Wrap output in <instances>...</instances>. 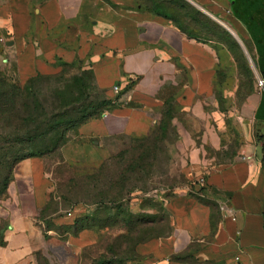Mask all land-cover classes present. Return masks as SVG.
Here are the masks:
<instances>
[{
    "label": "crops",
    "instance_id": "0c3cea01",
    "mask_svg": "<svg viewBox=\"0 0 264 264\" xmlns=\"http://www.w3.org/2000/svg\"><path fill=\"white\" fill-rule=\"evenodd\" d=\"M187 1L204 14L227 18L247 37L264 81V0ZM138 2L8 0L0 9L2 62L14 65L22 85L76 68L105 100L118 101L62 146L66 163H103L114 155L116 139L150 137L168 104L188 110L190 99L194 103L213 90L222 69L216 50ZM248 128L233 162L195 189L165 199L161 214L170 222L169 233L139 244L140 258L129 264H189L174 256L197 242L204 244V257L264 264V98ZM51 186L43 157L17 164L8 196L0 201V264H79L81 251L96 243L92 227L70 236L46 229L47 220L73 226L90 214L88 206H77L64 217L46 216Z\"/></svg>",
    "mask_w": 264,
    "mask_h": 264
},
{
    "label": "rangeland",
    "instance_id": "374dc122",
    "mask_svg": "<svg viewBox=\"0 0 264 264\" xmlns=\"http://www.w3.org/2000/svg\"><path fill=\"white\" fill-rule=\"evenodd\" d=\"M7 3L0 0V9ZM138 5L166 16L190 37L210 43L220 56L222 68L209 96H198L194 103L190 99L188 110V106L168 104L150 137L116 139L114 155L103 163H66L59 146L54 149L56 135L46 136L49 125L45 121L54 113L53 125L70 117L76 122L83 110L105 100V93L76 68L35 84L31 91L34 96L0 97V201L8 196L18 162L31 154L42 155L53 201L45 215L64 217L77 206H88L90 211L86 222L77 226L52 224L50 219L45 222L46 229L61 236L75 234L81 227L98 231L96 243L81 251L79 264H129L137 258L140 240L166 236L170 222L161 214L162 203L202 185L208 174L241 154L256 106L264 98L256 53L227 18L204 14L187 0H139ZM4 46L0 40V94H13V86L22 84L14 65H3ZM10 103L17 108L31 103L37 107L35 119L42 124L40 132L33 133L37 124L15 131L13 126L19 121L1 112L2 104ZM77 125L66 130V141L82 126ZM102 190L111 200L95 205ZM203 246L194 243L176 257L189 264H228L202 256Z\"/></svg>",
    "mask_w": 264,
    "mask_h": 264
},
{
    "label": "trees",
    "instance_id": "16d2710c",
    "mask_svg": "<svg viewBox=\"0 0 264 264\" xmlns=\"http://www.w3.org/2000/svg\"><path fill=\"white\" fill-rule=\"evenodd\" d=\"M65 66H66V68L70 67L68 65H65ZM65 72H67V71H64L63 73H65ZM61 75H63V74H61ZM45 78H48V77L39 75V76H36L34 78H31V79L28 80V83H26L24 86H22V85L13 86V88H14V90H13L14 93L13 94L8 93L7 91H5V92H2L0 94V97H2V98H6V97L10 98L11 97V98L18 99V98L27 97L28 95H29V97H30V95L34 96V94L31 93V91L33 89H35L34 85L37 84V83H40ZM4 84L7 85V83L5 81H4ZM4 104H6V101H4ZM4 104H2L3 108H1L2 109L1 112L3 114L9 115L11 117H16L15 119H17L19 121L17 124H15L16 125L15 127L13 126L15 131H19L23 127H25L24 130H28L27 128L29 126L37 124L35 129H34V131H33V133L37 134V133L40 132V129L42 128V124L41 123L38 124V122H39L38 119H35V116L38 113V109H37V107H33L32 103H31V105L22 104L21 107H18V108L15 106V104L11 105V103H10V106L9 105H4ZM117 105H118V101L114 102V101H109V100H103L102 104H99L97 107L93 105V106L88 107L87 109L83 110L80 114H78L79 117L77 118L76 122H74V120H72V118L70 117L66 121H64V120H61L59 122L55 121L54 125L52 123H50L52 121V119L54 118V113H52V117L49 120H46L45 123H44V124H48L49 125L48 131L45 130L44 132H45L47 137L52 136L54 138L55 136H53V135L55 134L56 135V139L55 140L57 141V143H55L54 149L57 148L58 146L61 149L62 146L68 141V140L66 141V139H65L66 130H68L69 128H74L77 124L79 126H81V125L85 124L86 122H88L91 119L98 118L101 115H103L105 113V111L109 110L110 108H115ZM12 125H14V123ZM12 125L7 124L6 127L9 128ZM20 125H22V126H20ZM60 130H62V131H60ZM41 135H43L41 137H45L44 134L41 133ZM31 157H42V155H40V154H38V155L31 154L28 157L22 158L20 161H22L24 159H27V158H31ZM100 194H101V195H99L100 199L95 202V205L97 203H106V202L111 200L110 199V195H109V193L106 190H102L100 192ZM161 218L165 219V217H161ZM85 219L77 220L74 225L77 226L80 223L86 222ZM83 229H85V228H82V227L81 228H77L76 231L83 230ZM149 239L147 238V239H144V240H140L136 244V247L139 244L148 241ZM135 252H136V250H135ZM135 255L137 257L136 260H132V261H130V263L131 262H135V261H137L140 258L139 255L137 254V252L135 253ZM174 260L181 262V258H177L176 256H174Z\"/></svg>",
    "mask_w": 264,
    "mask_h": 264
},
{
    "label": "built area",
    "instance_id": "2783aa9c",
    "mask_svg": "<svg viewBox=\"0 0 264 264\" xmlns=\"http://www.w3.org/2000/svg\"><path fill=\"white\" fill-rule=\"evenodd\" d=\"M261 85L262 86L264 85V81L263 80L261 81ZM114 90H115L116 93H119L121 91V85L120 84L119 85H116L114 87Z\"/></svg>",
    "mask_w": 264,
    "mask_h": 264
},
{
    "label": "water",
    "instance_id": "95a60500",
    "mask_svg": "<svg viewBox=\"0 0 264 264\" xmlns=\"http://www.w3.org/2000/svg\"><path fill=\"white\" fill-rule=\"evenodd\" d=\"M9 45V44H8Z\"/></svg>",
    "mask_w": 264,
    "mask_h": 264
}]
</instances>
